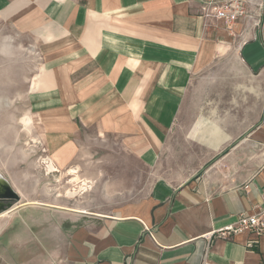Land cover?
<instances>
[{
	"label": "crops",
	"instance_id": "1",
	"mask_svg": "<svg viewBox=\"0 0 264 264\" xmlns=\"http://www.w3.org/2000/svg\"><path fill=\"white\" fill-rule=\"evenodd\" d=\"M249 1L261 23L231 35L196 0H0L37 62L32 142L70 177L94 160L82 147L117 151L94 201L20 197L0 264H264V235L206 237L264 208V0Z\"/></svg>",
	"mask_w": 264,
	"mask_h": 264
},
{
	"label": "rangeland",
	"instance_id": "2",
	"mask_svg": "<svg viewBox=\"0 0 264 264\" xmlns=\"http://www.w3.org/2000/svg\"><path fill=\"white\" fill-rule=\"evenodd\" d=\"M1 28L0 26V46L5 45L3 43L6 39L4 36L8 37L9 43L7 44L8 50L5 49V46L0 49V171L19 193L21 197L19 206L26 203L32 206L35 201L45 203L56 200L63 201L64 197L72 196L67 194L74 190L78 191V194L73 196V199H75L74 197L87 196L86 200L94 201L95 187L101 186L102 183L106 185L115 180V178L112 179V175L116 173L111 168L113 164L111 155L116 154V149L112 147L111 141L106 145L82 147L84 152L92 153L95 156L94 160L80 162L79 158L74 159L70 169L76 170L77 173H73V176L70 177L67 176V170L59 167L60 162L52 161L53 154L47 146L41 142H32V137L38 138L43 135V133L38 135L35 132L33 135L31 120L25 122L28 116L26 113L28 90L26 81L35 71L37 62L27 56L25 53L28 50L27 47L23 50L24 54L16 55L15 45L10 43V37L15 36L13 35L14 29L7 28L8 33L6 34L5 27ZM6 51L7 53H5ZM17 110L24 113L15 114ZM17 117L19 118L16 120ZM102 158L107 160L104 163L97 162ZM50 162L56 166L54 172L53 170L50 172L48 167ZM102 167L103 176L101 174ZM84 181H87L88 186L90 184L92 189L89 186L84 191H79ZM16 207L18 204L15 205ZM107 211L91 208L85 212L101 214ZM8 212L10 213L8 216L14 218L13 212L7 211L2 214L6 216L4 219L0 215V226L9 218L7 217ZM12 227L15 228V226Z\"/></svg>",
	"mask_w": 264,
	"mask_h": 264
},
{
	"label": "built area",
	"instance_id": "3",
	"mask_svg": "<svg viewBox=\"0 0 264 264\" xmlns=\"http://www.w3.org/2000/svg\"><path fill=\"white\" fill-rule=\"evenodd\" d=\"M199 3L198 15L205 21L222 23L227 32L235 34L239 25L252 22L254 25L261 23L262 14L249 7V0H196ZM248 232L261 237L264 235V208L252 215H240L233 225L224 227L208 234L206 237L230 238L239 233Z\"/></svg>",
	"mask_w": 264,
	"mask_h": 264
},
{
	"label": "water",
	"instance_id": "4",
	"mask_svg": "<svg viewBox=\"0 0 264 264\" xmlns=\"http://www.w3.org/2000/svg\"><path fill=\"white\" fill-rule=\"evenodd\" d=\"M20 196L11 184H4L3 191L0 193V215L12 210Z\"/></svg>",
	"mask_w": 264,
	"mask_h": 264
},
{
	"label": "bare ground",
	"instance_id": "5",
	"mask_svg": "<svg viewBox=\"0 0 264 264\" xmlns=\"http://www.w3.org/2000/svg\"><path fill=\"white\" fill-rule=\"evenodd\" d=\"M43 160V159H42ZM45 160V159H44ZM46 161V160H45ZM50 161V160H49ZM46 163V162H45ZM48 167H49V169H50V172H51V170H53V171H55V169H56V166H54V164L52 163V162H50L49 164H48ZM49 169H48V171H49ZM72 173H77L74 169L72 170ZM51 174V173H50ZM76 177V176H75ZM72 180V179H71ZM11 184L5 177H3L2 176V174L0 173V193H2V191H3V185L4 184ZM78 183V182H77ZM82 183V182H81ZM80 183V184H81ZM93 184V183H92ZM75 186V185H74ZM77 186V185H76ZM89 186H90V184H89ZM88 186V182L87 181H84V183L80 186V190L79 191H81V190H85L87 187H89ZM91 187V186H90ZM74 188V187H73ZM90 189V188H89ZM91 189H92V187H91ZM78 194V191H76V190H74L73 192H71L70 194H67V195H72V196H75V195H77ZM71 198V197H70ZM7 217H8V214H7Z\"/></svg>",
	"mask_w": 264,
	"mask_h": 264
}]
</instances>
